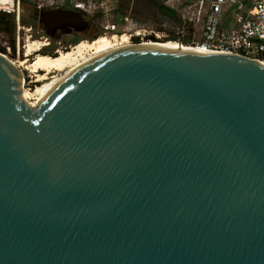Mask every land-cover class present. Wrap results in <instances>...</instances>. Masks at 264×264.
<instances>
[{
	"label": "water",
	"instance_id": "1",
	"mask_svg": "<svg viewBox=\"0 0 264 264\" xmlns=\"http://www.w3.org/2000/svg\"><path fill=\"white\" fill-rule=\"evenodd\" d=\"M24 79L0 51V264H264V62L119 47L36 107Z\"/></svg>",
	"mask_w": 264,
	"mask_h": 264
},
{
	"label": "built area",
	"instance_id": "2",
	"mask_svg": "<svg viewBox=\"0 0 264 264\" xmlns=\"http://www.w3.org/2000/svg\"><path fill=\"white\" fill-rule=\"evenodd\" d=\"M162 1L177 12L182 29L171 31L166 26L159 27L153 23L138 24L130 26V35L139 38L140 42L172 40L189 49L241 54L264 62V0ZM68 3L82 12L85 9V1L73 0H36L34 8L40 12L45 8L66 6ZM21 6L22 0H0V10L15 15L18 40L23 31L32 29V26L22 22ZM228 11L237 24L234 27L225 22L224 17ZM103 28L102 33L107 34V31L117 30L118 22L105 24ZM188 37L191 38L190 42L187 41ZM8 49L11 52V47Z\"/></svg>",
	"mask_w": 264,
	"mask_h": 264
},
{
	"label": "rangeland",
	"instance_id": "3",
	"mask_svg": "<svg viewBox=\"0 0 264 264\" xmlns=\"http://www.w3.org/2000/svg\"><path fill=\"white\" fill-rule=\"evenodd\" d=\"M35 1L36 0H22V20L24 21V24L26 26H32L33 29L27 32L23 31L19 40L17 38L16 25L14 23L13 13L9 12L5 14L7 21H5V23L0 22V51L6 54L9 59L14 61L21 68L25 77L23 87L25 86L31 90L34 89L35 85H37L38 82L36 81V75H34L32 72L25 68V59L32 60L36 56V52L32 53L29 57L25 55L26 45L30 40H36L38 41V43L47 42L48 44L43 47L41 52L56 55L60 50L69 49L80 40L91 42L100 35H104L102 33L104 29L103 25L112 24L116 22V20L120 22L125 21V25H121L120 29L122 30V32L127 33H130L128 31L130 30L128 29L130 28V26L151 23L147 20L135 19L133 18L134 15H132L131 13L119 14L117 12L118 0H73V2H86L84 12H86L89 17L96 20L95 22L101 28V30L98 34L96 32L93 33L92 31L89 33H83L77 38L74 34H71L67 35V38L69 40L65 39L62 41H55L49 36H47L42 26L38 23L37 19L34 18L33 13L36 11L34 8ZM66 6L73 8L72 4L70 3L66 4ZM123 27L125 28L123 29ZM110 31H107V34L105 33V35H110ZM112 34L115 33L112 32ZM31 35L32 37H30ZM123 39L124 38L120 37V40L123 43H126V41H123ZM8 47H11V52L9 51ZM53 74H57V72H54ZM30 99L34 100L33 97H31Z\"/></svg>",
	"mask_w": 264,
	"mask_h": 264
},
{
	"label": "bare ground",
	"instance_id": "4",
	"mask_svg": "<svg viewBox=\"0 0 264 264\" xmlns=\"http://www.w3.org/2000/svg\"><path fill=\"white\" fill-rule=\"evenodd\" d=\"M128 40L130 41L129 37ZM47 44V42L38 43L36 40H30L27 43L25 55L29 57L32 53L36 52V56L32 60L25 59V68L36 75L38 83L32 90L25 86L23 87V85L17 88V93L34 107L38 106L57 85L100 53L128 46L189 49L172 40L126 44L117 38V34L100 35L91 42L80 40L71 48L60 50L56 55L41 52ZM54 72H57V74H53ZM31 97L34 100H31Z\"/></svg>",
	"mask_w": 264,
	"mask_h": 264
},
{
	"label": "flooded vegetation",
	"instance_id": "5",
	"mask_svg": "<svg viewBox=\"0 0 264 264\" xmlns=\"http://www.w3.org/2000/svg\"><path fill=\"white\" fill-rule=\"evenodd\" d=\"M165 6L166 5L162 0H118L117 12L119 14L131 13L132 15H134L133 18L135 19L147 20L148 22H151L159 27H165L170 24L169 22H167L165 17L177 18V16L170 13ZM60 9L74 8L68 6H53L50 8H45L40 12L35 11L33 13L34 18L37 19L38 23L42 26L47 36H49L51 39L55 41H62L65 39L69 40L67 38V35L74 34L77 38L83 33H89L93 31V33L96 32L98 34L101 30V28L96 24V20L89 17V15L84 11H81V19L79 18L76 20H69L54 17V13L52 11ZM75 10L80 11L79 9ZM116 21L118 22V28L117 30L110 31V35L112 34V32L117 33V38L119 40L120 37L124 38L123 41H126V44H134L140 42L139 38H135L130 35V33L126 32L125 34L129 37L131 41L130 42L128 40V37L126 35H123V32L120 29L121 25H123L125 21ZM124 28L125 27H123V29Z\"/></svg>",
	"mask_w": 264,
	"mask_h": 264
},
{
	"label": "trees",
	"instance_id": "6",
	"mask_svg": "<svg viewBox=\"0 0 264 264\" xmlns=\"http://www.w3.org/2000/svg\"><path fill=\"white\" fill-rule=\"evenodd\" d=\"M166 7V9L170 12V13H172L173 15H178L177 14V12L174 10V9H172L171 7H169V6H165ZM7 13H9V12H7V11H5V10H0V22L1 23H5V21H7L6 20V17H5V14H7ZM97 15V14H96ZM13 18H14V23H15V25H16V19H15V15L13 14ZM22 22L24 23V21L22 20ZM174 37V36H173ZM2 50V49H1Z\"/></svg>",
	"mask_w": 264,
	"mask_h": 264
},
{
	"label": "crops",
	"instance_id": "7",
	"mask_svg": "<svg viewBox=\"0 0 264 264\" xmlns=\"http://www.w3.org/2000/svg\"><path fill=\"white\" fill-rule=\"evenodd\" d=\"M185 1H186L187 3H188V2H191V0H185ZM224 19H225V22H226V24H227L228 26H233V27H234V26L237 25L236 22L233 20L230 11L227 12V14L225 15Z\"/></svg>",
	"mask_w": 264,
	"mask_h": 264
}]
</instances>
